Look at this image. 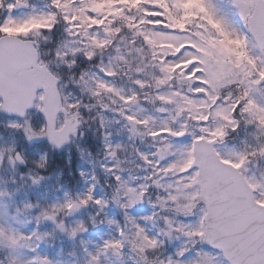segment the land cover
<instances>
[{"label": "snow or ice", "instance_id": "snow-or-ice-1", "mask_svg": "<svg viewBox=\"0 0 264 264\" xmlns=\"http://www.w3.org/2000/svg\"><path fill=\"white\" fill-rule=\"evenodd\" d=\"M18 5L27 6L24 0H11L6 6L0 0V11L6 7L8 13L0 22V111L24 118L35 108L43 122L34 127L31 121L14 120L9 127L22 130L30 142L47 140L54 148H62L79 133V104L62 102L58 78L41 59L39 46L29 40L33 32L53 33L63 22L77 47L57 49V59L66 62L69 56L83 55L95 63L97 54L112 49L115 55L99 71L114 78L127 69L125 74L145 98L170 118L171 123L165 119L153 128L152 117L125 116L133 126L143 127L157 147L152 159L141 154L153 168L149 177L153 185L137 190L122 183L128 200L120 206L143 203L154 186L163 192L159 207L182 218L164 217L161 234L168 239L173 233L187 238L175 258L169 256L158 264H264V184L245 175L249 157H264V102L257 99L258 93L264 98V0H228L226 7L217 0H52L55 11L24 19L11 15ZM75 63L72 59L68 66ZM92 84L84 80L97 97L115 95L126 105L140 99L135 93L122 95L100 77ZM61 113L64 119L58 126ZM242 125L255 127L258 146L225 156L216 145ZM188 137L190 143L177 148L174 141ZM16 159L24 163L19 153ZM115 180L121 177L116 175ZM93 192L94 186L85 198L54 205L38 219L55 224L58 211L71 214L89 202L106 207L107 202L94 200ZM156 216L143 219L150 222ZM126 218L137 228L140 243L134 247L145 264H157L148 256L163 241L150 237L135 218L127 214ZM57 227L65 230L63 223ZM84 230L81 224L70 235ZM31 239L22 234L6 237L10 247ZM105 246L118 250L123 243L108 241ZM190 253L194 255L186 259ZM92 259L98 264V256ZM38 260L51 264L47 258Z\"/></svg>", "mask_w": 264, "mask_h": 264}, {"label": "rangeland", "instance_id": "rangeland-1", "mask_svg": "<svg viewBox=\"0 0 264 264\" xmlns=\"http://www.w3.org/2000/svg\"><path fill=\"white\" fill-rule=\"evenodd\" d=\"M8 2L11 0H4L5 6ZM217 2L226 7L228 0H217ZM24 3L30 5L28 10H19L11 15L24 19L31 15H43L55 11L51 7L52 0H24ZM29 39L44 44L45 48L53 44L49 64L57 74L64 73V69L72 59L86 58L83 55L75 58L69 56L66 62L57 59V49H64L65 45L77 47L72 43L73 38L68 34L63 22L58 24L55 32H33ZM114 55L115 52L111 49L109 53L100 57V65L95 70L85 72L82 75L84 80L94 87L93 78H103L120 90L122 95L131 96L135 93L140 97L139 101L126 105L115 95L94 96L85 87L81 76L76 85L82 96L89 97L95 102L94 105L99 107V111L92 119L90 118L93 121L88 130L80 128L81 132L72 138L71 145L65 150L58 151L47 140L30 142L22 130L9 127V123L14 120L22 124L28 120L34 127H38L43 119L35 108L25 119L8 117L5 112L0 111V232L4 234L0 236V264H33L34 261L39 264L38 258H47L51 264H95L93 256L99 257L98 264H145L141 254L134 247V244L140 243L136 235L137 228L126 218V214L135 218L136 224L143 227L150 237L163 241V246L150 252L148 256L149 260L156 261L157 264L159 260H165L169 256L175 258L176 251L186 243L187 238L180 233H173L171 239L161 234V230L165 229L164 217L182 219L171 211L159 207L158 196L163 195L162 191L150 189L143 203L131 208L120 206L126 204L128 200L120 188L122 183L137 190L141 185H151L152 182L148 179L153 177V168L144 162L141 154H148L152 159L151 154L157 147V144L145 134L146 130L140 126H137L139 136L136 140L134 128L127 123L125 116L136 115L141 120L152 117L153 128L162 126L165 119H169V123L171 121L166 114L156 110L157 105L145 98L141 89L129 79V74H125L127 69L114 78L104 76L99 71L100 66L109 63V56ZM129 60L133 64L136 63L133 57H129ZM117 80L127 83L126 85L118 83V85ZM61 93L64 103H79L78 97L73 95L70 89L62 87ZM257 99L264 102L260 93L257 94ZM80 118L85 119L84 116ZM63 119L60 117L58 126ZM257 135L254 126L242 125L237 133H230L223 143H219L218 150L225 156L251 152L258 146ZM190 140L191 138L188 137L174 143L180 148L190 143ZM109 145L111 147H108ZM136 150L140 151V158ZM113 151L115 157L112 156ZM17 153L23 157L24 163L18 162ZM120 156H123L127 162L126 169L123 168L124 162L119 158ZM42 158H46V163ZM41 164H44V167H41ZM246 168V176L264 184V157H249ZM116 175L121 177L119 182L115 180ZM3 177L5 182H11L8 187L13 188L15 185L18 188L15 194L20 197L19 200L13 201L11 192L5 190ZM34 179L39 180V183H34ZM93 186L94 200L107 202L106 207L89 202L87 206H81L71 214L66 210L58 211L55 224L49 220L38 219L42 217L43 212H51L54 205L62 206L68 199L78 201L85 198ZM16 196L14 199L17 198ZM117 197L119 204L116 203ZM153 203H157L156 208L152 207ZM153 213H157L155 220L149 222L143 219L152 216ZM59 223L65 225V230L57 227ZM81 224L86 230L78 231L74 237L70 235L71 230ZM121 231L124 233L123 236ZM33 233L36 235L33 236ZM21 234L25 237L31 236L32 239L21 241L17 247H10L6 237L13 235L19 237ZM108 241L123 243V247L118 249L120 255L113 256L108 253L105 246ZM202 247L208 249L204 245ZM192 255L194 253H190L185 258H190Z\"/></svg>", "mask_w": 264, "mask_h": 264}, {"label": "trees", "instance_id": "trees-1", "mask_svg": "<svg viewBox=\"0 0 264 264\" xmlns=\"http://www.w3.org/2000/svg\"><path fill=\"white\" fill-rule=\"evenodd\" d=\"M42 60L45 63H48L51 53L48 50L42 51ZM107 53V51H106ZM100 57L97 55L95 59V63L89 62L87 59H82L81 57L77 59L76 63L72 67H67L66 70L63 73V81L64 83L72 84V82H75L84 72H87L91 69L96 68L98 65H100ZM86 103V101H84ZM83 114L87 113V110L82 111ZM88 123V122H87ZM87 125V124H86Z\"/></svg>", "mask_w": 264, "mask_h": 264}, {"label": "water", "instance_id": "water-1", "mask_svg": "<svg viewBox=\"0 0 264 264\" xmlns=\"http://www.w3.org/2000/svg\"><path fill=\"white\" fill-rule=\"evenodd\" d=\"M27 8H28V6H26V7H24V6H20V5L17 6V10H19V9H27ZM17 10H16V11H17ZM32 43H33V42H32ZM33 44H36V43H33ZM58 80H59V79H58ZM59 83H60V81H59ZM61 100H62V98H61ZM62 102H63V101H62ZM30 110H32V109H30ZM30 110H29V111H30ZM7 114H8V113H7ZM61 114H63V113H61ZM8 115H9V114H8ZM68 143H70V142H68ZM68 143H65L64 146H66ZM64 146H63V147H64ZM63 147H62V148H63ZM59 149H61V148H59ZM109 250H110L111 253H113V254H117L116 251H115V249H111V248H109Z\"/></svg>", "mask_w": 264, "mask_h": 264}]
</instances>
